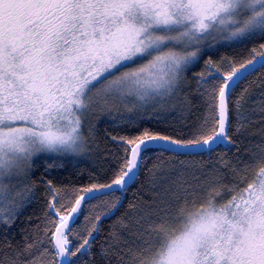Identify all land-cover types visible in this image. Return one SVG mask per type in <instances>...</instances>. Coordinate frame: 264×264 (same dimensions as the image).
<instances>
[{
  "label": "snow or ice",
  "instance_id": "snow-or-ice-1",
  "mask_svg": "<svg viewBox=\"0 0 264 264\" xmlns=\"http://www.w3.org/2000/svg\"><path fill=\"white\" fill-rule=\"evenodd\" d=\"M246 39L258 47L220 57L221 71L208 49ZM201 60L194 104L187 72ZM257 65L264 0H0V226L35 199L38 161L47 171L56 157L96 151L93 122L113 112V126L133 129L110 136L87 183L40 177L50 225L0 244V264H264V142L247 159H211L252 124L264 139V78L259 92L242 87ZM174 110L175 123L153 115ZM204 154L207 167L182 159ZM137 183L143 195L93 252L101 220ZM93 201L112 211L85 213L75 243Z\"/></svg>",
  "mask_w": 264,
  "mask_h": 264
},
{
  "label": "trees",
  "instance_id": "trees-1",
  "mask_svg": "<svg viewBox=\"0 0 264 264\" xmlns=\"http://www.w3.org/2000/svg\"><path fill=\"white\" fill-rule=\"evenodd\" d=\"M252 47H258L252 39L233 41L228 44H223L217 46L215 49L208 50L211 54V58L218 62V66L221 71H227L228 65L219 64L220 57L227 55L229 57L233 56H248V51ZM208 56H205L204 59H208ZM201 71H205L204 61L201 60L199 63L195 64L190 70L187 72V80L188 84L186 87V91L191 95V99L193 103H198L199 97L195 94V90L197 88V79L198 73ZM205 74L206 71H205ZM264 78V69H258L254 75L249 76L248 80L242 84V87L247 86L248 84H252L253 88H255L256 92H259L260 89L254 83L255 81ZM239 90H237L238 94ZM256 100V96L252 97V101L250 104ZM197 109H194L196 111ZM153 115H161L166 118L170 123L178 122L180 119L179 111L174 110L167 113H158ZM192 117H189L191 119ZM118 121H113L112 119L105 118L102 116L99 120H97L95 125V138L99 145V148L96 151H89L85 153L84 157H56L54 159L55 167H52L45 171V164L41 159L37 163V167L34 173V179L37 182L36 186V196L35 199L28 205L27 208L23 210V212L16 219L15 223L12 224L11 227L0 226V244H3L4 241H8L13 245L23 243V238L25 235V231L27 230L29 233H33L36 231V226H40L43 228L46 224L50 225V220L45 215L46 210V202H47V194L43 184L39 183L40 177L43 176L45 180L51 179L54 184L57 186L60 185H79L81 183H87V175L89 172L95 170L96 161L100 158V155L112 148V144L110 142V136L112 134H124L125 132L131 133L133 129L123 128L120 126H113L117 124ZM147 123H151L153 128L159 127L161 130H167V126L160 124L157 125L155 121H148ZM241 123H245L242 121ZM235 125V121H233ZM247 133L243 137L234 136L233 139L237 141V144L234 145H220L217 148V151L212 154L211 159L215 161L218 157L223 156L228 159H234L236 157H241L243 159H247L249 152L247 150H257L258 145L264 142L262 139V130L260 129L258 124H252L247 127ZM241 139L243 143H240ZM231 147V151H224V149ZM239 149V151L237 150ZM166 159L168 157H165ZM52 159V158H50ZM182 159L188 160L190 163H197L203 161V166H208V156L204 155H193V156H185ZM63 162V167H60V163ZM151 163V162H150ZM143 180V174L141 175V181ZM143 195V191L141 190L140 183L133 184L128 192L123 197V202L120 206L112 211L108 207V204L104 201H93L92 207L86 208L84 212L81 213L79 220L76 225L73 226L72 234L70 235V239L75 243L80 242V234L85 231V229L89 226L88 223L84 220L85 213H92L93 215L104 211H112L111 215L105 216L101 220V231L95 235V243L93 247V252H97L100 245L105 243L108 237V233L110 228L118 221V219L125 213L128 208L129 202L133 201L136 196ZM59 199L61 202L67 203L68 201L65 199L64 193L61 192L59 194ZM42 235V233H41ZM96 261H99V257H94Z\"/></svg>",
  "mask_w": 264,
  "mask_h": 264
},
{
  "label": "rangeland",
  "instance_id": "rangeland-1",
  "mask_svg": "<svg viewBox=\"0 0 264 264\" xmlns=\"http://www.w3.org/2000/svg\"><path fill=\"white\" fill-rule=\"evenodd\" d=\"M237 41H239V40H237ZM233 42V41H232ZM226 44H228V43H226ZM221 45H223V44H221ZM219 46V45H218ZM216 48V47H215ZM215 48H209L208 50H212V49H215ZM120 116H121V113H119V112H113L112 114H111V117H108V116H104L105 118H109V119H112L113 121H119V119H120ZM97 122V120L96 121H94L93 123H96ZM86 153V152H85ZM85 153H83V154H81V155H79V156H75V157H77V158H81V157H84L85 156Z\"/></svg>",
  "mask_w": 264,
  "mask_h": 264
},
{
  "label": "water",
  "instance_id": "water-1",
  "mask_svg": "<svg viewBox=\"0 0 264 264\" xmlns=\"http://www.w3.org/2000/svg\"><path fill=\"white\" fill-rule=\"evenodd\" d=\"M256 67H257V69H260L259 65H257ZM65 264H67V262H65Z\"/></svg>",
  "mask_w": 264,
  "mask_h": 264
}]
</instances>
